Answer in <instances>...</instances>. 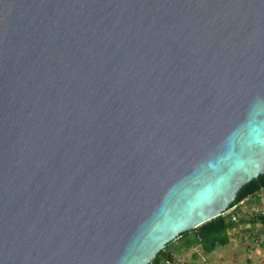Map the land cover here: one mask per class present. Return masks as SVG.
Returning <instances> with one entry per match:
<instances>
[{
  "label": "water",
  "instance_id": "95a60500",
  "mask_svg": "<svg viewBox=\"0 0 264 264\" xmlns=\"http://www.w3.org/2000/svg\"><path fill=\"white\" fill-rule=\"evenodd\" d=\"M263 174L264 0H0V264H150Z\"/></svg>",
  "mask_w": 264,
  "mask_h": 264
},
{
  "label": "crops",
  "instance_id": "0c3cea01",
  "mask_svg": "<svg viewBox=\"0 0 264 264\" xmlns=\"http://www.w3.org/2000/svg\"><path fill=\"white\" fill-rule=\"evenodd\" d=\"M249 198H245L244 201ZM258 221L260 220L253 224L254 221L250 219L238 223V226L237 224L231 226L227 231L229 242L217 246L211 252L205 251L199 243L187 245V236L181 237L182 239L176 242L180 245H173L171 249L166 247V250H172L169 252L175 254L184 264H195L194 260L197 257L194 258V255L191 257L195 250L201 251L199 256L203 261H206V258H203L208 253L212 260L196 264H264V227L261 229L262 223Z\"/></svg>",
  "mask_w": 264,
  "mask_h": 264
},
{
  "label": "trees",
  "instance_id": "16d2710c",
  "mask_svg": "<svg viewBox=\"0 0 264 264\" xmlns=\"http://www.w3.org/2000/svg\"><path fill=\"white\" fill-rule=\"evenodd\" d=\"M263 187L264 174L258 179H253L252 181L243 185L237 194L236 202L244 200L246 197L259 192ZM233 223L234 222L230 219L228 214L220 215L205 222L204 224L192 229L196 232V239L194 240V243L201 244L204 250L207 252L214 250L219 245L227 244L229 242L227 230ZM187 234L188 231L183 232L181 236H185ZM163 253L164 248L157 253L156 257L151 263L160 264L162 257L161 254Z\"/></svg>",
  "mask_w": 264,
  "mask_h": 264
},
{
  "label": "rangeland",
  "instance_id": "374dc122",
  "mask_svg": "<svg viewBox=\"0 0 264 264\" xmlns=\"http://www.w3.org/2000/svg\"><path fill=\"white\" fill-rule=\"evenodd\" d=\"M250 198L249 199H247V200H245L244 202H242L237 208H236V211H231V212H227V213H225V214H228L229 216H230V219L234 222L231 226H233V225H235V224H237V226H238V223H242L243 221H248V220H252V221H254V223L253 224H256L257 222V220H260V221H258V222H260V223H262V226H261V229H262V227H264V214H263V212H264V187L259 191V192H257V193H255V194H253V195H250L249 196ZM247 198V197H246ZM233 212V213H232ZM224 214V215H225ZM233 214H236V216H238L237 217V220H234L233 218H232V216H233ZM236 222V223H235ZM230 226V227H231ZM229 227V228H230ZM228 228V229H229ZM228 231V230H227ZM185 236H187V245H191V244H196V243H194V240L196 239V232L195 231H193L192 229L191 230H189L188 231V234L187 235H185ZM181 237H183V236H181ZM178 238V239H176V240H174V241H172V242H170V243H168L165 247H164V253L163 254H161L162 255V257H161V259L164 257V256H167V255H169V256H175V257H177L175 254H173V253H171V252H169V251H172V250H170L172 247H173V245H180V244H176V242L177 241H180L182 238ZM166 247L167 248H170V249H167L166 250ZM217 248V247H216ZM215 248V249H216ZM214 249V250H215ZM213 251V250H212ZM200 250H195V252L191 255V257L194 255V258L195 257H197L195 260H194V263L196 264V263H199V262H201V263H203V262H209V261H212V260H210V258L209 257H211V255H209V253L207 254V256H205L203 259H205L206 258V261H203L202 260V257H200L199 255H200ZM211 252V251H210ZM204 253V252H203ZM178 258V257H177ZM193 258V259H194ZM179 259V258H178ZM160 263H161V261H160Z\"/></svg>",
  "mask_w": 264,
  "mask_h": 264
},
{
  "label": "built area",
  "instance_id": "2783aa9c",
  "mask_svg": "<svg viewBox=\"0 0 264 264\" xmlns=\"http://www.w3.org/2000/svg\"><path fill=\"white\" fill-rule=\"evenodd\" d=\"M244 202V200H241L237 203H235L228 212H231V211H236V208L242 203ZM233 213V212H232ZM264 214V212H263ZM237 217L236 214H233L232 218L234 220H237ZM160 264H184V262L181 260V259H178L177 257L175 256H164L162 259H161V263Z\"/></svg>",
  "mask_w": 264,
  "mask_h": 264
}]
</instances>
